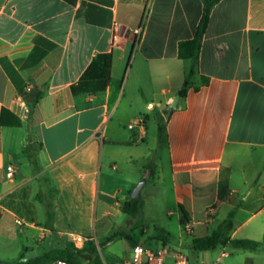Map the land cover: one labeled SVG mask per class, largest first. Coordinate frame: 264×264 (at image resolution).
Here are the masks:
<instances>
[{
  "label": "crops",
  "instance_id": "1",
  "mask_svg": "<svg viewBox=\"0 0 264 264\" xmlns=\"http://www.w3.org/2000/svg\"><path fill=\"white\" fill-rule=\"evenodd\" d=\"M204 11L205 0H0V240L12 222L93 241L148 170L141 198L166 189L180 232L231 222L232 240H263L264 0H218L198 60L181 59ZM117 22L142 28L138 46L113 45Z\"/></svg>",
  "mask_w": 264,
  "mask_h": 264
},
{
  "label": "rangeland",
  "instance_id": "2",
  "mask_svg": "<svg viewBox=\"0 0 264 264\" xmlns=\"http://www.w3.org/2000/svg\"><path fill=\"white\" fill-rule=\"evenodd\" d=\"M152 129V126H151ZM148 189L139 199L138 211L135 214H123L106 219L108 227L100 231L97 238L84 246H77L70 233L56 232L55 234L42 235L39 233H23L21 228L11 222L10 228L13 236L6 240H0V264L12 262H29L46 254H51V259L43 264H50L59 252L68 248H74L80 252L83 264H94V255L91 248L95 247L104 264L130 261L133 248L141 245L146 249L160 250L164 247L171 252L181 250L188 255L191 264L216 263L222 256L220 264H264V247L258 250H246L233 243L218 244L208 251H198L193 248V236L187 232L185 227L179 231V223L175 217L168 216L165 206V189L155 191L147 195ZM218 224H215L216 227ZM40 226L45 227L42 223ZM185 226V225H183ZM189 230V229H187ZM213 228H210L212 234ZM113 238L112 242H107ZM185 244L180 247V240ZM52 260V261H51ZM172 257L166 258L167 264H172Z\"/></svg>",
  "mask_w": 264,
  "mask_h": 264
},
{
  "label": "trees",
  "instance_id": "3",
  "mask_svg": "<svg viewBox=\"0 0 264 264\" xmlns=\"http://www.w3.org/2000/svg\"><path fill=\"white\" fill-rule=\"evenodd\" d=\"M218 0H205V11L204 16L201 21V24L198 27L196 37L191 40L183 41L179 46V56L184 60H198L201 53V42L203 36L205 35L211 11ZM161 131V147L163 143V128L160 127ZM139 199H133L132 197L124 204L123 212L125 214H135L138 211ZM187 216L185 214L184 219L182 220V224L186 225ZM233 228V224L231 222L223 223L219 226V228L212 233V235L204 238H194L193 239V248L198 251H208L215 248L218 244L233 243L240 248L246 250H258L261 247H264V238L261 241L243 239V240H232L230 238V231ZM113 238L108 239L107 242H112ZM74 248H68L66 250H62L59 252V256L54 258L53 260L63 259L66 260L69 264H83L80 258V252H76ZM91 251L94 255V264H104L101 256L98 254L97 248H91ZM51 259V254H46L42 257H39L35 260L24 262H14L8 264H43ZM52 261V260H51Z\"/></svg>",
  "mask_w": 264,
  "mask_h": 264
},
{
  "label": "built area",
  "instance_id": "4",
  "mask_svg": "<svg viewBox=\"0 0 264 264\" xmlns=\"http://www.w3.org/2000/svg\"><path fill=\"white\" fill-rule=\"evenodd\" d=\"M124 26L121 23H116L114 27V34H113V45H119L125 42L131 35L134 39V45L138 46L141 35H142V28H138L133 31H127L126 34H123ZM133 128V125L130 126ZM7 176L9 179L15 176V169L12 166H9L7 169ZM18 225H23L24 222L19 219L17 220ZM189 229V226H187ZM73 241L77 246H84L89 242V239L83 235H74ZM172 257L174 262L172 264H191L188 255L183 253L182 251L171 252L167 248H163L157 251L146 249L141 245H135L133 248L132 259L130 261L124 262H117L113 264H167L166 258ZM226 256H222L218 259L216 263H203V264H220L222 258ZM50 264H69L66 260L57 259L53 260Z\"/></svg>",
  "mask_w": 264,
  "mask_h": 264
},
{
  "label": "water",
  "instance_id": "5",
  "mask_svg": "<svg viewBox=\"0 0 264 264\" xmlns=\"http://www.w3.org/2000/svg\"><path fill=\"white\" fill-rule=\"evenodd\" d=\"M180 96H178V98L175 100V102L172 104V108L175 107L178 103ZM169 117V116H168ZM151 175V170L147 171V174L144 178V180H142L137 187L134 189L133 193H132V198L133 199H140L142 196V191L145 188V186L147 185V181L150 178Z\"/></svg>",
  "mask_w": 264,
  "mask_h": 264
}]
</instances>
